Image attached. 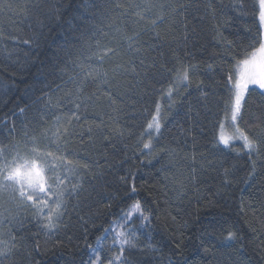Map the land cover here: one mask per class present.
Wrapping results in <instances>:
<instances>
[{
    "label": "trees",
    "instance_id": "1",
    "mask_svg": "<svg viewBox=\"0 0 264 264\" xmlns=\"http://www.w3.org/2000/svg\"><path fill=\"white\" fill-rule=\"evenodd\" d=\"M33 2L0 0L4 5L0 8V147L7 153L17 148L23 152L25 144L31 145L30 138L35 136L40 147L57 152L59 145L67 160L90 165L89 170L74 171L67 164L56 169L64 184L59 189L53 184L47 202L55 208L56 197L63 192L62 220L69 227L62 225L59 235H72L73 245L56 250L53 255L51 243H46L41 232V248L32 253L35 260L39 264H65L68 260L86 259L88 249L82 239L80 217L89 220L87 242L95 246L96 238L104 235V229L113 226L133 202L125 196L118 180L131 171L140 189L135 198L141 200L151 215V223L138 228L140 250H133L146 264H169V260L172 264H264V154L259 159L253 154L250 159L239 142L233 145L236 151L216 143L219 124L228 120L225 108L230 87L228 76L236 72V60L243 58L245 50H251L249 45L258 34V19L253 15L255 0H40L45 14L22 15L23 6ZM105 3H119L123 7L109 6L105 11L102 7ZM146 4L152 5L150 11L145 10ZM180 4L185 8L180 9ZM172 7L177 11L172 12ZM122 12L127 15L121 16ZM134 12H141L145 19L133 23L139 19L132 15ZM160 14L165 16L164 22L153 26L151 20ZM186 23L190 34L193 27L198 33L195 47L183 39ZM117 28L129 35L140 32L139 44L146 51L136 54L127 51V42ZM30 37H38V42L34 39L30 45L22 43ZM97 42L101 46L119 44L125 52L122 62L132 61L138 71L140 59L145 60V65L155 62V68L147 78L141 77L144 83L140 85L130 71L119 78L129 89L127 92L123 87L113 89L119 113L112 111L106 98L95 103L89 101L87 108L80 109V121H73L69 128L71 135L57 141L52 133L63 126L66 113L74 110L66 95L75 89L68 83L69 77L80 71L73 61L86 66L85 58ZM173 50L186 63L196 65L190 73V85L181 86L179 93L173 95L175 103L165 95L171 74L160 68L162 62L168 68L175 63ZM86 91L91 94L97 89L93 85ZM259 100L255 93L248 100L245 121L254 119L252 112L260 114L256 107ZM155 102L161 104L166 119L156 152L149 156L136 148V137L145 123V109L154 111ZM20 109L25 111L21 113ZM89 126L93 128L91 134ZM13 127L14 131H9ZM113 128L122 129L124 136L114 135ZM45 132L46 137L41 135ZM105 136L109 139H104ZM162 148L168 151H161ZM253 160L256 171L248 180ZM193 167L194 187L202 197L200 205L193 195ZM225 168L232 169L233 183L217 196ZM100 171L103 179L98 178ZM182 184L187 185L186 195L178 199ZM74 185H79L75 191ZM223 199L230 205V210L223 212L229 220L225 227L234 225L243 229L246 236L243 251L239 244L206 251L216 243L214 237L204 235L203 247L196 239L205 229L208 233H219L216 221L221 218V210L204 209L202 205L208 200L223 202ZM241 202L257 209L255 217L248 207L246 216L238 215ZM196 207H201L199 222L183 230V243L176 248L179 225L190 219L189 214H195ZM34 213L35 209L19 204L10 192H0V241H3L0 247L7 249L15 244L7 259L0 257V264H23L24 246L34 243L33 234L40 231L44 222ZM245 219L256 233L245 226ZM19 221H23V227ZM149 244L155 251L147 247ZM109 245L111 241L105 245V253L110 255ZM115 251L113 248L112 252Z\"/></svg>",
    "mask_w": 264,
    "mask_h": 264
},
{
    "label": "snow or ice",
    "instance_id": "2",
    "mask_svg": "<svg viewBox=\"0 0 264 264\" xmlns=\"http://www.w3.org/2000/svg\"><path fill=\"white\" fill-rule=\"evenodd\" d=\"M109 6L113 9H121L123 7L119 3H113L111 5L105 3L102 5L105 11H107ZM3 7V3H0V8ZM44 7V4H42L40 0H34L33 3L23 6L21 14H45ZM135 7L139 8L140 5H136ZM151 7L152 5L146 4L145 10L150 11ZM160 7L163 8L164 6L161 5ZM178 7L184 9L185 5L180 4ZM176 11L177 8L172 7V12ZM124 15H127V13L122 12L121 16ZM132 15L139 18L138 20H134L133 23H139V21L145 19V16L141 12H134ZM181 15H183V13H181ZM253 15L258 19V34L257 37L253 38V43L249 45L251 50H245L243 58L236 60L237 71L228 76L230 87L228 89L229 95L225 108L226 118L230 121V130L226 129L225 123L221 122L219 124V132L216 136V143L217 145H223L225 149L236 151L233 147L234 143L237 141L242 142L241 149L246 152L249 158L251 159L252 155L255 154L259 159L261 155L264 154V0H255ZM164 20L165 16L160 14L152 19L151 23L155 26L158 22L163 23ZM184 28V41L192 42L195 47L198 38L196 28L193 27L191 29V34L188 31L187 23L184 24ZM116 31L120 33L122 39L127 42V51L134 54L146 51L139 44L140 32L133 31L132 34L129 35L120 28H117ZM157 36H159V33H157ZM34 39L38 42V37H30L23 40L22 43L30 45ZM124 54L125 52L119 44L101 46L99 42H97L95 48L91 49L85 58L87 62L86 66L85 63H76L73 61L80 71L74 76L69 77L68 83H72L75 89L74 91H68L66 95L74 110L70 109L69 112L66 113L67 119L64 121L63 126L57 127L52 133L57 141L63 140L71 135L69 128L72 127L73 121H80V109L81 107L87 108V102L89 101L95 103L102 98H106L110 106H112V111L114 113H119L120 109L116 106L113 89H120L123 87L125 92L129 90L125 85L121 84L119 78L130 71L138 78L137 85H140L144 83V79H141V77L147 78L151 70L155 68V62L145 65V60L140 59L141 71H138L137 66L132 61L126 63L122 62ZM186 55H190V53H186ZM173 56L175 63L171 68L166 67L163 62L160 63V68L165 69L166 72L171 74V81L165 95L169 101L175 103L173 95L179 93L181 86L187 87L190 85V73L196 65L190 62L186 63L175 50H173ZM153 61H155V58H153ZM211 67V65H208L209 69H211ZM152 75L155 76V73H152ZM93 85L96 86L97 91L87 94V88ZM135 86L136 85L133 87ZM254 93L260 97V100L256 103V107L260 110V114L257 115L255 112H252L251 115L254 119L245 121V109L248 105V100ZM202 95H206V93H202ZM24 111V109H20L21 113ZM189 111H191V107H189ZM109 118L114 119V117L111 116ZM165 119L166 116L162 114V107L159 102H155L154 111L149 112L145 109V123L142 126L140 135L136 137V148L142 154L150 156L156 152V142L163 136L162 129ZM59 120L60 117H57V121ZM101 124H103V121H101ZM96 128H100V125H96ZM9 131H14V127ZM88 132L89 134L93 133V128L91 126L88 128ZM111 132L117 136H124V131L120 128H113ZM41 135L46 137L47 132ZM27 136L28 133L25 132V137ZM30 139L31 145L26 143L23 152L17 148L13 153H7L3 147H0V192H10L14 200H17L21 205H26L35 209L34 214L37 219L44 221L41 224L40 231L33 234L35 237L34 243L30 247L28 245L24 246V253L21 257L23 264H39L32 253L39 251L41 248L39 243L41 232H43V235L46 237V243H51L53 255H55L56 250H63L73 245L74 237L72 235H67V233H65L64 237L59 235V230L62 225L64 228L69 227V225L62 220L64 215L62 211L64 201L61 198L63 192L56 197L55 208L50 207L47 202L49 193L53 192V184H55L57 189L64 184V178L56 174V169L67 164L71 165L74 171L77 169L89 170L90 165L88 163L81 164L79 161L67 160L66 155L60 153L59 145H57V152H52L40 147L37 144V138L35 136ZM89 139H91V135ZM104 139L107 140L109 137L105 136ZM193 143L195 144V138L193 139ZM161 151H168V149L162 148ZM57 153L60 154L58 155ZM237 154H239V152H237ZM192 159L195 162V155H193ZM209 163H211V161H209ZM201 167H203V165H201ZM255 171L256 166L253 160L248 180L253 177ZM195 173L196 168L193 167L191 172V181L193 182L194 188L193 195L196 204L200 205L202 197L199 194V189L194 187L196 182ZM231 175L232 169L225 168L222 187L218 188L216 192L217 196L221 195L223 189L231 186L233 183ZM98 178L103 179L102 171L99 172ZM118 180L124 189L125 196L133 202L128 205L127 211L123 212L119 219L113 222V226L104 229V235L96 238L95 246L87 242L89 235L87 225L89 224V220L80 217L82 223L79 227L82 230V239L85 242V247L88 249V255L86 259H80L78 262L74 259L68 260L65 264H146V262L138 258L133 251L140 250L137 240L139 229L134 227V222L136 219L141 220L142 223L139 227L143 228L146 224L151 223V215L146 211L141 200L135 198L139 195L140 191L135 182V173L130 171L127 175L119 176ZM241 182L247 183V180H242ZM77 187H79V185H74L73 191H75ZM186 188L187 185H181L177 193L178 199L186 195ZM116 195L117 194H114L113 198H115ZM202 207L204 209H220L221 218L216 221L217 225H219L218 234L208 233L205 229L196 237V239L200 241V246L203 247L205 243L202 237L204 235H209L214 237L216 243L212 244L211 248L206 249V251L232 247L236 244H239L240 250L243 251L246 240L243 229L237 228L234 225L225 227V225L229 224L228 218L223 216L224 211L230 210L227 199H223V202L208 200ZM245 207L250 208L255 217L257 209L251 204L244 205L243 202H241L239 206L238 215L242 217L247 215V213H245ZM200 212L201 207H196L195 214H189L190 219L184 220V222L179 225L178 230L180 239L176 241V248H180L183 243V230L198 224ZM171 219L175 222L176 217L173 216ZM19 224L20 227H23V221H19ZM244 224L250 228L253 233H256L257 230L252 227L248 220L245 219ZM109 234H111V245L108 246L107 251L111 253L110 255L105 253L104 244ZM257 238L259 239V237ZM12 239L15 241V235H12ZM2 243L3 241H0V244ZM14 247V243L7 249L0 247V257L7 259L9 255L12 254V249ZM147 247L155 251L151 244L147 245ZM113 248L116 249L115 252H112ZM169 264H172L171 260H169Z\"/></svg>",
    "mask_w": 264,
    "mask_h": 264
},
{
    "label": "rangeland",
    "instance_id": "3",
    "mask_svg": "<svg viewBox=\"0 0 264 264\" xmlns=\"http://www.w3.org/2000/svg\"><path fill=\"white\" fill-rule=\"evenodd\" d=\"M225 127H226V129H229L230 130V121L229 120H227V122L225 124ZM237 142H239V141H237ZM239 143H242V142H239ZM141 223H142L141 220L136 219L135 222H134V227L139 228V226H140ZM109 241H111V234H109L108 239L104 241V244L106 245Z\"/></svg>",
    "mask_w": 264,
    "mask_h": 264
}]
</instances>
